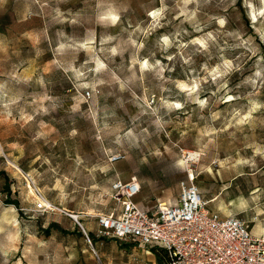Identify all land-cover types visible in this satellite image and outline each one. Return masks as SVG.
Returning <instances> with one entry per match:
<instances>
[{
	"label": "rangeland",
	"instance_id": "374dc122",
	"mask_svg": "<svg viewBox=\"0 0 264 264\" xmlns=\"http://www.w3.org/2000/svg\"><path fill=\"white\" fill-rule=\"evenodd\" d=\"M181 3L0 0V264H163L160 251L97 235V216L119 213L112 183L131 177L133 201L151 208L176 202L193 174L209 210L264 229V107L233 119L264 105V17L253 20L264 2L194 0L192 20L177 18ZM110 11L115 24L101 19ZM209 33L206 49L191 43ZM144 60L163 73L141 71ZM225 60L233 69L213 80ZM195 80L192 95L176 83Z\"/></svg>",
	"mask_w": 264,
	"mask_h": 264
},
{
	"label": "built area",
	"instance_id": "2783aa9c",
	"mask_svg": "<svg viewBox=\"0 0 264 264\" xmlns=\"http://www.w3.org/2000/svg\"><path fill=\"white\" fill-rule=\"evenodd\" d=\"M194 179L188 174L178 182L176 202L151 208L133 201L141 189L135 177L114 181L119 213L98 215L97 235L160 251L163 264H264V233L251 234L240 217L209 210ZM47 208L40 199L34 207Z\"/></svg>",
	"mask_w": 264,
	"mask_h": 264
},
{
	"label": "clouds",
	"instance_id": "9594fccd",
	"mask_svg": "<svg viewBox=\"0 0 264 264\" xmlns=\"http://www.w3.org/2000/svg\"><path fill=\"white\" fill-rule=\"evenodd\" d=\"M194 0H182V3L178 5L180 11L178 13L177 18H179L180 16L185 17L188 20H192L195 18L196 16V11L193 10L191 12H189L188 10V5L193 3ZM262 2H264V0H262ZM165 12L164 8H161L159 10L153 11L151 13H149V15L152 17V19L158 24L159 20L163 18V13ZM259 17H264V8H262L259 12H254L253 14V20L258 19ZM102 20H108L110 21L112 24H115L118 20H119V15L116 14L114 11H110L108 14L104 15L101 17ZM220 25L223 26L226 21L221 19L219 21ZM262 36H264V33H261ZM215 40V37L213 36L212 33H209L206 37L200 38V39H195L193 41H191L192 44H197L200 46L201 49H206L208 46V42L209 41H213ZM133 46L137 47V48H141L143 45L142 44H137L135 40H131L129 41ZM163 44L165 47H167L169 45V38L167 36L163 37ZM82 47H86L89 48V50H91L90 45H82ZM113 55H116L118 52V47H113L109 50ZM169 59H172L171 57H169ZM190 59V57L185 58V63L188 62V60ZM134 63H140V68L141 71H147V70H152L154 68H158L159 72L162 74L164 71L163 67H160L159 62H157V64L153 65L150 64L147 60H144L143 62H139V61H134ZM95 64H96V68L93 69V71H101L103 69H105L106 65L104 63H102L99 59L95 60ZM221 68H223V71H221ZM233 69V63L229 60H225L222 66H217L215 69L212 70L211 73H209V75L212 77L213 80H215L217 77L226 75L229 71H231ZM73 71L76 72L77 77H82L84 76V72L78 71L73 69ZM257 77L261 76V73L257 72L256 73ZM162 78V77H161ZM206 82V78L205 81ZM178 88L181 91L186 92L188 95H192L193 93H196L202 83L201 80H195L192 81L191 84H187V83H183V82H176ZM262 86H264V81H261ZM84 87H88V85H83ZM121 87H123V84H121ZM165 104L166 107L168 108H180L182 107L181 104L177 103V104H171V103H167L166 101L163 102ZM201 107H203L206 104V101H200ZM250 105L251 107L247 110V112L241 114V112L237 111L234 114L233 119L235 120L237 125H243L249 121H251L253 119V113H255L257 110H259L260 108L264 107V105H262L261 103L257 102L256 100H250ZM155 111V110H154ZM129 135H131V133H128ZM256 154L258 155H262L264 156V152H261L260 149L256 150ZM237 164H241V163H249V161L247 160H238L236 161ZM261 214L258 212V215ZM0 231H2V229H0ZM261 233H264V229H260ZM12 241H15L16 237H11L10 238Z\"/></svg>",
	"mask_w": 264,
	"mask_h": 264
},
{
	"label": "bare ground",
	"instance_id": "6f19581e",
	"mask_svg": "<svg viewBox=\"0 0 264 264\" xmlns=\"http://www.w3.org/2000/svg\"><path fill=\"white\" fill-rule=\"evenodd\" d=\"M196 156H197V155H196L195 153H192V152H188L187 155H186V157H187L188 160L193 159V158H195ZM208 202H209V203L213 202V199H210ZM59 210H61V209H59ZM68 215H69L71 218H73L74 220H78V218H77L76 215H73V214H68ZM79 226H80V225H79Z\"/></svg>",
	"mask_w": 264,
	"mask_h": 264
},
{
	"label": "water",
	"instance_id": "95a60500",
	"mask_svg": "<svg viewBox=\"0 0 264 264\" xmlns=\"http://www.w3.org/2000/svg\"><path fill=\"white\" fill-rule=\"evenodd\" d=\"M81 229H82V232H83L84 234H86L85 230H84L83 228H81Z\"/></svg>",
	"mask_w": 264,
	"mask_h": 264
},
{
	"label": "crops",
	"instance_id": "0c3cea01",
	"mask_svg": "<svg viewBox=\"0 0 264 264\" xmlns=\"http://www.w3.org/2000/svg\"><path fill=\"white\" fill-rule=\"evenodd\" d=\"M261 233V232H260ZM134 246H136V245H134Z\"/></svg>",
	"mask_w": 264,
	"mask_h": 264
}]
</instances>
